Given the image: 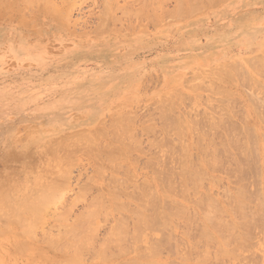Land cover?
Wrapping results in <instances>:
<instances>
[{
  "label": "rangeland",
  "instance_id": "rangeland-1",
  "mask_svg": "<svg viewBox=\"0 0 264 264\" xmlns=\"http://www.w3.org/2000/svg\"><path fill=\"white\" fill-rule=\"evenodd\" d=\"M9 1L0 0V172L1 173L3 172L2 174L0 173V181H3V177L6 175L10 174L11 176L13 174V173L12 174L9 173V171H11L15 173L11 176L13 181H17L21 185H24L23 183H25L26 186L25 185L22 186L23 188L31 186L33 182L30 183L31 178L29 177V174L33 173L32 175L31 174L30 175L32 176L34 180V177L38 175V173L40 172L39 170L42 171V169H47L44 165L41 166V164L43 162L46 163L48 161V159H45V158L46 157L48 158L51 145L53 143H55V146H57L56 143L60 145L62 144L61 143L62 139H64L68 135L69 136L72 135V138L69 137L68 140H65V139L63 140L64 145L73 144L72 149H70L71 145L69 147L68 146L64 147L62 146L63 145L62 144L60 147H58L60 152L58 151L59 154L58 155L56 154L57 156L55 155L54 156L57 157L56 159L60 158L59 159L60 161L57 160L59 162V167L51 168V170L53 171L59 170V172L63 174L64 170L66 169L65 165L68 164L70 166L68 167L70 168L69 170L68 168L65 170V172L68 170V172H66L68 174L65 173L64 174L65 176H63L64 181L68 178L67 179L68 183L65 181V184H67L65 188L66 191L63 192V194L61 192L62 194L61 196H63L62 198L63 200L58 201V204L59 202L61 203L63 202V203L62 204L60 203L59 204L60 206H59L57 205V202H56V204L54 203L56 206H54L53 204L49 206L50 209L47 210V213H49L50 215L49 214L47 215L46 212H45L46 216L43 214L44 216H42L43 217L42 223L38 226L39 228L37 227V230H36L37 232L36 235H38L37 237H39L40 239L37 238L38 240H35V241L28 240L29 242H32L36 248L40 249L41 253H42V250L46 251L45 249L46 246H44L45 241L43 240L44 242H42L41 237L46 236V235L51 236V237H56V234L60 235L62 229L64 230L65 227L70 225L74 221L76 215H77L76 216L77 218L78 214L81 215L82 212L84 213L86 209L89 207V204L91 203L90 201H92L93 198L97 197L96 195L98 193L102 192V189L98 186V184H101L103 181H106V182L108 181V175L110 177V173H108L109 171L107 170H105L107 172L104 171L105 173H103L102 179L98 180L97 175L94 173L96 162H94L95 161L94 158H91V157H94L93 152L91 154L90 152L91 150L87 149L88 147L87 145L89 144H87L86 142L85 143L86 146H85L84 142L86 141V139L85 141H83V139H84V133L87 132L86 134L88 136V139L91 140V143L92 142L96 143L97 141L98 145L99 143H101V145L103 144L102 147H104V145L106 144H110L112 141L110 139L111 137L107 135V129H106L107 127L103 125L111 124V119L114 118L115 115L116 117L114 119L121 116L122 117L121 119L123 121L121 120L120 123L121 124L123 123L124 125L128 127L130 126L132 128V130L134 131L133 138L134 136H136L135 138L139 140V142L136 141V143L138 142L141 145L137 148H140L139 149L140 151L143 150L145 152V153L142 152L143 153L142 154V153H138L139 151L135 149L133 150V148H130L132 150L130 149L125 150L123 147L124 150L121 149L123 156L121 155V158H120V160L122 159L123 163L116 161L117 163H119L118 165L120 166V169H121L119 170L120 172H122L123 169H125L127 171V175L129 173L130 177L132 178L137 177L135 179L137 180L136 183L139 181H141L140 183H143L142 182L143 180H146V182H149L155 178V172L157 171V168H156L157 166L155 167L156 170L155 171L153 170H154V166L157 164H153L154 165L153 167L150 166L151 168H153L152 170L151 168L148 167L147 161L149 160V157L152 156L151 150L152 151L156 150L155 153L159 152V155L162 154V156L164 153L160 151L162 149L160 147H157V148H160L159 151H157L156 146L153 147L152 149L151 148L152 145H150L151 150L147 149V146L149 145V143L153 142L154 140L155 141L153 143H155L157 140L159 141V138H160V141H164L166 136L167 138H169L170 136L171 137L170 140L171 139L174 140V147L172 145L173 143L172 140L171 142L168 139L166 140L169 141V142L167 141L168 144L171 145L173 148L179 147L178 149H180L182 143H184L185 145H183L184 147L183 146L182 147L186 149L188 154H190L191 159L193 156L194 162L197 161V159L195 161L196 156L194 155H196V153L198 155L199 151L198 149H196V146H195V143H193V140L195 141H197L198 139L205 140V138L206 140H208L209 137L210 139L211 138L216 139L215 133H217L218 131L219 133L221 132V129L218 130V128L220 127L219 122H222L221 119H223L224 117H225L224 121L229 120L228 121L229 123H227L228 125H226L223 122L221 126L229 128V129L232 128L231 129L232 133L235 130V128L233 127L234 124H235L234 126L238 127L237 131H239L240 133V131L242 130L241 127H243L244 129L245 124L248 123L250 125L251 123L252 126L251 125L248 126L247 124V128L251 127L252 130L251 131L248 130L250 133L243 132L242 130L241 134L244 136L242 138L243 139L248 138V141L250 138L252 140H258V139L262 141L264 140V125H263L264 123H262L264 121V110H263L264 109V95H263L264 90L262 91L260 87L258 88L259 85L262 86L261 88H264V73H263L264 71H262L263 70L262 66L264 68V64H263L264 63V56H263L264 51L262 50L260 52L262 54H260L259 52L257 54L254 53L258 50L259 45L264 43V24L257 26V27L254 25L255 20L259 18L256 12H249L244 16V18L238 17L237 19L233 20L232 23H230V25H228L229 17H228V14L226 13L227 11L226 7L228 6V2L232 0H221V1L213 0L214 3L212 2V0H195L196 2L194 0L193 1L191 0L192 5H195L194 7L196 9L193 12L185 10L189 8L188 5H190L191 3L190 0H181V2L180 0H178V3L176 0H163V1L156 0L157 8H154L155 5L153 3L151 4L152 6L151 7L149 3H147L148 0H145V2L147 3V7H145L146 5H144L143 7V3L141 2L142 0H124V1L123 0H51V4L49 5L50 7L48 6L49 8L45 7L43 9L42 8L39 9L36 6H33V7L31 6L27 9L24 8V10H22L21 7L18 8V5L16 4V3L20 4L18 1L21 2V0H14V2L13 0H9ZM202 1L204 5L202 4ZM250 1L251 0H238V2L233 4L232 6L236 8V7H239L242 3H244L245 5H248L250 4ZM52 2L54 3V5ZM161 2L162 4L160 5ZM164 3L166 5H164ZM102 4L103 5L106 4V6L108 4L107 11L105 10L106 6H103ZM178 4H179L178 8L180 7V11H182V13L187 11L186 15L182 14L181 12H179L178 14V11H176ZM161 6H164L163 9L161 8ZM137 7H140V8H137ZM141 8L143 9V11L141 10ZM147 9H148V12H144V10L147 11ZM38 10L41 12V14L40 12H38ZM42 10H44V12ZM140 10L145 13L144 14L145 16ZM165 10H167L166 16H165L166 14ZM105 11L108 14V15L106 14L107 18H106V15L105 17L102 16V14L105 13ZM139 11L141 12L142 16H144L143 18L141 17L139 18V15H141ZM175 11L177 12L176 14L178 15L174 14ZM128 12L131 14H128ZM191 12L192 14L193 13H197V14L192 15ZM147 13H149L147 16L148 18L149 16L150 17L153 16L152 20L146 18ZM189 13H190V16H189ZM59 15H61V17ZM105 18L107 20L106 22L109 21L110 23L109 22L103 23V20ZM145 18L148 21H150V23L153 22L154 24L153 23L149 24V22L145 20ZM213 41H216L219 45V47H217V52H218L217 54L221 53V55L218 56L220 60H215L213 58L208 57L205 59L206 63L204 67L202 66L201 68H199L197 71H194V72H191V69H187V70L185 69L181 71L180 73L178 72L179 74H183L181 77H178L177 76L178 73H176L177 72L176 68H181L185 66V63L187 61H188L187 64L189 66H192L194 63L189 64V62H192L193 60H197L199 58H204L208 54H211L208 46H209V42H213ZM245 49L251 50L250 52H247V53H251L250 58H252L253 56V59L248 58L247 60H245V58L247 57H243L240 60L225 61L224 62L225 64L222 62V60L227 56V54H228V57L246 55ZM224 55L226 56L224 57ZM249 60L252 62H250ZM244 61L246 63H244ZM261 63L263 65H261ZM230 64H233V65H230ZM250 65H252L254 68H251L252 66ZM260 67L262 70H260ZM196 68L197 67H194V69ZM253 69H255V71ZM239 71H241L243 74L241 72L239 73ZM259 71L261 72V74L259 73ZM237 72L240 74V76L243 75V77L240 78L239 75L236 77ZM205 73L207 74L204 75ZM220 75L221 77H218ZM194 76H199V77L196 78ZM228 76L232 77V79L229 78ZM247 77H248V81H247ZM198 78L201 80H198ZM243 78H246V79L244 80ZM193 80H194V83H191L193 82ZM223 80H224V83H222ZM231 80H233V82ZM197 81L200 83V85H198L197 87H194L193 84H195ZM201 82L205 84H201ZM186 84L188 85L186 86ZM207 84L208 85L210 84V86H208ZM215 84H217V87L220 88V90L226 89V91L229 94V97L228 95L226 96V94H219V92H217L218 91L217 89L212 91L213 90L212 88H215L214 86ZM189 85L190 87L191 86L192 87L189 88L188 87ZM222 85H223V88H221ZM226 85L230 87L228 88ZM193 88H197L198 90L193 89ZM208 89H209V92L207 91ZM222 92L223 91H221V93ZM178 94L182 95L181 96L182 99L179 98L180 95ZM194 95H197V98L199 99H197L196 96ZM170 96H171V99H169ZM221 96H224L223 102H225L226 98H227L226 100H229L231 98L230 99L231 101L229 100L228 101L229 103L227 101L223 103L221 100L223 99V97ZM183 98L186 101V103L185 101H183ZM248 98L250 99L251 102L247 100ZM179 99H181V101ZM187 99L189 102L187 101ZM218 99L221 101H219ZM165 102L167 103V105ZM182 102L184 106L182 105ZM219 102H220L219 104L220 109L223 108L226 111L225 114L228 117L224 116L225 114L223 115L222 113H220V111L216 112L217 108H219L218 107ZM156 103H157V107L156 109H154ZM159 103L161 104L162 107L163 105L165 106L168 117L172 116L173 118L171 117L167 119L168 117L165 116V113L164 115H162L164 116L165 120L162 117L161 118L157 117L159 116L158 114L160 111L158 109ZM227 103L229 105L234 104V106H232L233 108L230 107L231 105L228 106ZM251 103H253V105ZM256 103H258L259 105ZM188 104H189V107L187 108ZM205 104L208 105V109L207 107L204 106ZM151 105H153L154 107ZM168 106L170 107L171 110H169ZM225 106L227 108L229 107V109L232 108L230 109V112L232 110L231 116L233 117V119L231 116L228 115V112H227L228 110H226ZM150 108L153 110V113L152 111L150 112ZM155 110H157L158 113ZM164 110L160 112L163 113ZM256 110L259 111V113L256 112ZM170 111H172V113ZM194 111H196V113ZM197 112L200 114L202 113V115L198 114L200 115L198 116ZM205 113H208V114L205 115ZM123 114L126 117L135 115L134 116L135 121L132 120L133 116L128 117V120L125 121L124 119L126 117H124ZM217 114H220V115L222 114L224 117L221 118L220 115L216 116ZM232 114H234L235 116ZM188 115L192 116L193 119L190 116H189L190 118H188ZM208 116L210 117L212 116L210 118L211 121L213 120L212 122L209 120V118H207ZM174 117L179 122L177 123L178 128H176L175 124L174 126L172 125L173 123L177 122ZM94 118L95 120H93ZM180 118H182L181 121H180ZM114 119L112 120L113 122H114ZM136 119H138L139 121ZM172 119L175 120V122ZM183 119L186 120L187 122L186 121H185L186 123L183 122ZM214 119L215 121L217 119L218 120L217 122L219 123V125H217L218 126L216 130L217 132L214 133L212 132L213 130L211 131L210 129H208V132H207V127H208L207 124L209 123L211 124L210 126L214 127V124H213L215 122ZM190 120L191 121L193 120L194 123L195 121H197L199 125L198 124H195V125H198L201 127V128L198 127L199 131L201 129L200 135L203 134L205 137L207 134L209 135V130H210V134L212 136L214 134V136L211 137L207 135L208 137H205V138L203 136H200L199 131L197 127H195L194 124L192 128L191 126L192 122H190ZM100 121L101 123L102 122L103 123L100 124L99 123ZM164 121L167 123V125L165 124L167 127L164 126V123H165ZM245 121L246 123H244ZM83 122H86V123L84 124ZM113 122L111 126L113 125ZM168 122H171V123L168 124ZM182 122L183 124H181ZM242 122L244 123V125H242L243 124ZM162 124H163V129L165 130V135H164V130H162ZM179 124H180V127H179ZM96 125H97V128L101 127L103 128L104 131H102V129L100 128H99L100 130L99 131L95 127ZM168 125L169 126L172 125V126L168 128ZM181 125H183L182 128H181ZM146 126H149V128L147 127L148 130H150V127H152L151 130L154 129L153 130L154 133L150 134L151 130L149 133L146 132L147 131V130L145 131ZM260 126L262 129L260 128ZM202 127L203 128L205 127V131L207 134H205V131ZM239 127H240V130H239ZM112 128H116V127L112 126ZM112 128L109 126L108 132L110 129L113 131L114 130L116 131V129H112ZM165 128H168V129H165ZM193 129L195 130L197 129V130L196 131L194 130L193 132ZM60 130L62 131L60 132ZM66 130H68L69 132H67ZM81 130H84V132H82L83 136L76 132V131L80 132ZM54 131L56 133H59V135H57ZM234 132L235 133L233 134L230 133V137L237 133L236 131ZM177 133H178V136L180 134V137H183V138H180V137L178 138L180 141H182V143L180 142V144L178 143L179 142L178 139H174V136H177ZM243 133L247 135V138H246V135H244ZM47 134L52 139L46 136ZM187 134H189L192 138H190V136ZM221 134L223 135V131L221 132ZM248 134H250L249 137H248ZM251 134L252 136L255 135V137L257 138L254 139L250 137ZM53 135L54 137H52ZM75 136L78 137V140L82 138L83 144L82 143L77 144L78 148H79V145H81L80 147L81 150L79 149L80 151H78L77 148L75 149L76 138H77ZM187 136H189V138ZM236 136L235 138H238L239 134H236ZM104 137H106L107 139L106 138L104 139ZM67 138L68 137H66V139ZM30 139H31V143L30 145L29 144L28 145L31 146L32 144H34L32 145V147L29 148L31 149L30 151L31 154L27 157L24 156V158H20L17 162L13 164V167L9 169L8 166L6 165L10 162L9 158H10L11 153L16 152V151H17L16 153H18L19 152L18 150L21 148L25 150L28 146L27 142L29 143ZM182 139H184V141ZM32 140L33 142L35 141V143H32ZM79 141L82 142L81 140ZM36 142L39 144L42 143L44 147L39 149L41 146L38 147L39 144H37ZM24 143L26 144V146L24 145ZM191 143L194 145V147L192 146ZM118 147L122 148L120 144L117 146V148ZM65 148L67 150L69 148V151H67ZM73 148H74L75 153L71 154L70 150L72 151ZM97 148L99 149L101 148V146ZM166 148L167 147H165L164 150H166ZM130 151L132 153L131 155H128V152L130 153ZM54 152L57 153L56 150ZM54 152L53 154H55ZM82 152L84 154H82ZM149 152L151 155L149 154ZM66 153H67V156L68 154L72 155V156H69L72 159L68 158L66 156ZM148 155L150 156L148 157ZM129 156H131L130 157L131 159L129 158ZM162 156L160 158H162ZM36 158L38 160H36ZM65 158L66 159L68 158V159L66 160ZM134 159H136L137 161ZM61 160H62V164L64 163L63 164L64 166L60 164ZM72 160L73 161L76 160L75 161L76 165H74V162H72ZM70 163L72 165H70ZM173 164L174 166L172 165L173 167H170V168L173 171L177 170L178 172L179 171L178 164L175 162ZM159 165L161 166V164ZM144 166L145 168H143ZM31 167L32 169H30ZM147 167L149 169H147ZM61 168L63 169L60 170ZM207 168L208 167H206L205 165H203L202 167V172H204L203 175L204 174L205 175L203 177L201 176V179H200V180H204V182L203 181H200V182L203 183L202 184L203 186L198 183L194 185V187L197 188L198 192L202 193L201 196L209 192L211 197H215L214 199L217 198L218 200H220L219 202H222V204H225L226 206L228 194L230 195L233 192H235L236 186L235 184L230 183L233 180H229V178H225V176L222 177L223 174L220 173L222 171L221 170L222 168L220 169L221 171L219 169L217 170L218 172L220 171L219 173L212 172L211 169H207ZM206 170L208 172H206ZM23 171L24 172L26 171L28 174L26 172L24 173ZM33 171H37V172H33ZM120 172H119L120 177L118 178L121 179L124 175H126V172L123 171L122 173L123 174L125 173V174L122 176L120 175ZM150 172H152V174ZM18 174H22V175H18ZM66 175H67V178L65 179ZM17 177L25 178L28 184L26 180L17 179ZM88 177H91V180H94L96 182L94 184L96 186L93 188L91 187V189H89L86 192L88 194L86 193L83 194L85 195V197L83 196L85 199L79 198L78 200L77 196L81 195V192H80L81 188L87 183L88 180H90L88 179ZM249 177L251 178V180H253V177L251 174ZM250 178H248V180ZM226 179L228 180L226 181ZM218 180H220L219 186L216 185L217 183H219ZM106 182H103L104 183L103 194L106 192V189H105L107 187ZM231 185L233 186L231 187ZM62 186L63 188L65 187L63 183L61 185V189H62ZM97 186L99 188H96ZM192 186L193 185H189L188 188H193ZM227 186H229L228 187L229 189L227 188ZM129 188H130L129 191L132 190L131 187ZM223 190L228 191V192L227 191L225 192L226 195L223 194L222 192ZM189 196L191 197V199ZM189 196H188L189 197L188 201L191 200L190 201L191 203L188 202L189 203L188 204L187 199L186 200L182 199L181 202L184 200L183 201L184 203L182 202V205H184L185 207L189 206L188 208L187 207L186 208L189 209V213H191L190 216H194L192 214V212L194 211L193 213L196 215L195 210H193L194 204L192 203V198L194 195L192 191L190 190H189ZM66 205L70 206L69 207L70 210L66 208L67 207ZM63 208L64 210L65 208L67 209L64 212L67 213L66 217L68 216L69 218L68 217L66 218L65 214H62V216L64 215L63 217L67 221L61 216V213H63L62 211ZM54 210L56 211L55 213L53 212ZM51 214L53 215L51 216ZM55 214L57 216H55ZM54 216H55V219H59V220L58 221L54 220L53 219ZM115 216L113 217L112 215L105 216L103 214L101 216L99 215L98 218H96L98 219V220H95V229H97L95 232L96 238L94 237L95 243H93L94 247L92 248H95L98 241L102 240L101 238L104 237V235L107 233L106 231L109 230L113 222L112 218H114ZM102 220H105V221H102ZM58 223L60 224V226H58L59 225ZM179 224L180 223H178L177 224L178 226L176 227H179L180 229H177L175 227V232H174L175 238L174 239L176 238L180 239L181 237H183L182 231H181L183 229L181 227L183 224L182 223L180 225ZM57 226H58V229H57ZM55 231L57 233H55ZM179 231H180V234H179ZM50 232H51V235H49ZM42 233H44L43 236H41ZM11 234L12 233L9 232L3 235L5 238L0 237V264H12L13 262H14L13 264H25L27 260L25 258V255H23L24 256L23 257L22 255L20 256L18 254L16 255V253L15 254L12 253V250H13L12 247L15 241L12 239L13 235ZM176 240L172 241L170 249L167 246L168 251L167 249L165 250L162 249L159 252V254L155 255L156 257L151 256V258L149 257L141 258V260L139 259V262L142 264H145V263L146 264H150V263L151 264H155V263L156 264H165V263L167 264L166 261L171 260L170 261L171 263H174V261H177V263L178 262L180 263L181 259L179 258H181L182 256H179L178 254L172 255L173 253H177L172 250L174 248L173 242ZM12 241H14L13 244H12ZM252 242L253 241H251V243ZM10 244H12L11 247H10ZM139 245H140L139 246L140 249L138 248L139 251L146 248L142 244H139ZM255 248L256 246L252 248L251 250L255 251L256 250ZM91 251L88 253H84L88 257L84 256V254L81 256V259L82 257L84 258L83 260H81V263L79 264H94V261H93L94 256L91 254ZM143 251H142L143 254L146 253V251L144 252ZM165 251L166 253H164ZM171 251L173 253H171ZM47 252H44L45 255L50 256V251L47 250ZM111 252L110 253L113 254L112 255L113 258L112 256L111 257L108 256L109 259L111 260L110 261H108L109 259L106 260L108 262L105 261L104 264H117L118 262H120V260L118 261L115 260V257H117V254L114 251H111ZM41 253L37 254V256H40V257L38 259L36 258L35 259L36 261L35 260L31 261L32 264H35V263L45 264L47 263L46 261L47 260L49 261V258L54 255V253L52 252L51 256L48 258L47 256L43 255V253L41 255ZM168 253L171 255H169ZM89 254H91L92 256V258L90 257L91 260L89 259ZM176 255H178V258ZM191 256L193 257V254ZM41 257H45L43 258L45 263H42L44 262L43 260L39 263L37 262L39 259L40 260L42 259ZM46 257L48 258L47 260H46ZM54 258L56 260L59 259L57 261L58 262L60 261L59 264H61L62 259L59 256L57 258L54 255ZM252 258L256 260L255 257H252ZM190 260L188 261L189 264H193L195 262V261H190ZM231 262L232 261H230L229 259H225V261L222 262V264H237L236 262L234 263L233 262L231 263ZM28 263L29 262L27 261V264ZM238 264H241V263H238Z\"/></svg>",
  "mask_w": 264,
  "mask_h": 264
},
{
  "label": "bare ground",
  "instance_id": "bare-ground-1",
  "mask_svg": "<svg viewBox=\"0 0 264 264\" xmlns=\"http://www.w3.org/2000/svg\"><path fill=\"white\" fill-rule=\"evenodd\" d=\"M7 1H9V0H7ZM176 1L178 3V0H176ZM192 1L190 0L191 3H190V5H188L189 8H187L185 10L192 11V12L194 10H196L195 7H194L195 5H192ZM9 2H11V1H9ZM13 2H14V0H13ZM18 2L20 4H18V3H16V4L18 5V8L21 7L22 10H24V8L27 9V8H29L31 6L32 7L36 6L39 9H41V8L43 9L45 7L49 8L50 7L49 5L51 4V0H21V2L20 1H18ZM141 2L143 3V7H144V5H146L145 7H147V3H149L150 6L153 3L155 5L154 8H157L156 7V4H157L156 0H153V1L151 0V2H150V0H148L147 3L145 2V0H142ZM144 2H145V4H144ZM180 2H181V0H180ZM212 2H213V0H212ZM198 3H199V1H198ZM108 4H107V6H106V4L105 5L102 4L103 6H106V9H105L106 11L108 10L107 9L108 8ZM161 4H162V2L160 3V5ZM179 4L177 5V8H178ZM202 4H203V1H202ZM53 5H54V3H53ZM164 5H166V4L164 3ZM163 7L164 6H161L162 9H163ZM137 8H140V7H137ZM137 8H136V10H137ZM142 8H141V10L143 11ZM177 8H176V11H178V14H179V12L182 13V11H180V7L178 8V10H177ZM148 9H147V11H145L146 10V8H145L144 12H148ZM162 9H161V11H162ZM36 11H35V13H36ZM42 11L44 12V10H42ZM106 11H105V13H103L104 15L102 14V16L105 17V15L107 14ZM166 11L167 10H165V13H166ZM176 11H175L174 14L177 13ZM38 12H40V11L38 10ZM141 12H140V14H141ZM144 12H142L143 15L145 14ZM186 12H183L182 14L186 15L187 14ZM192 12H191V14H192ZM40 14H41V12H40ZM128 14H131V13L128 12ZM148 14L149 13L146 14V18L152 20L153 16H151V17L149 16V18H148L147 17ZM178 14H176V15H178ZM193 14H197V13H193ZM107 15H106V18H107ZM154 15H155V13H154ZM166 15H167V13L165 14V16ZM170 15H171V13H170ZM59 16L61 17V15H59ZM144 16H142V14H141V15H139V18L140 17L143 18ZM189 16H190V13H189ZM106 18L104 19L105 21L103 20V23L104 22L105 23L109 22V21L106 22L107 21ZM146 18H145V20H147ZM167 19H168V17H167ZM142 20H144V19H142ZM148 22H149V24L153 23V22L150 23V21H148ZM107 25H109V24H107ZM217 47H219V45H218V43L216 41L209 42L208 48H209L211 54H208L204 58H199L197 60H193L192 62H189V64L194 63L193 64L194 66L193 65L189 66L187 64V62H188L187 61L185 63V66H183L181 68H176V71H177L176 73H178V72L180 73L181 71H183L185 69L186 70L187 69H191V72L197 71L202 66L203 67L205 66V63H206L205 59L208 58V57L213 58L215 60H220V58H218V56H220L221 53L217 54L218 53L217 52ZM262 50L264 51V43L259 45L258 50L256 52H254V53H256V54L258 52L260 53ZM250 51H251L250 49H245L246 55H239V56H234V57H231V56L228 57V54H227V56L224 55V57L225 56L226 57L222 60V62L224 63L225 61H228V60H231V61L232 60H240L243 57H247V58H245V60H247L248 58H250V55H251V53H247V52H250ZM260 54H262V53H260ZM263 56H264V53H263ZM250 59H253V56ZM250 62H252V61H250ZM244 63H246V62L244 61ZM263 64L261 63V65H263ZM230 65H233V64H230ZM227 66H229V65H227ZM250 66H252V65H250ZM250 66H249V68H250ZM194 67H197V68L194 69ZM257 67H258V65H257ZM238 68H239V66H238ZM251 68H254V67L252 66ZM262 69L260 67V70L264 71L263 66H262ZM240 70H242V69H240ZM253 70L255 71V69H253ZM219 72H221V71H219ZM240 72L241 71H239V73ZM179 73L177 74V76L181 77L183 74H179ZM239 73L237 72L236 77L238 75H239L240 78L243 77V75L240 76ZM259 73L261 74L260 71H259ZM206 74L207 73H205L204 75H206ZM221 75L218 76V77H221ZM194 77L197 78L199 76H194ZM223 77H224V75H223ZM229 78L232 79V77H229ZM191 79H193V78H191ZM210 79H212V78H210ZM243 79L245 80L246 78H243ZM187 80H185V81H187ZM198 80H201V79L198 78ZM231 81L233 82V80H231ZM247 81H248V77H247ZM203 82H201V84H205ZM189 83H190V81H189ZM191 83H194V80ZM222 83H224V80L222 81ZM254 83H255V81H254ZM187 85L188 84H186V86ZM193 85H194V87H197L198 85H200V83L197 81ZM208 86H210V84ZM214 86H215V88H212L213 89V90L211 89L212 91L217 89L218 90L217 92H219V94H226V96L228 95V97H229V94L226 91V89L220 90V88L217 87V84H215ZM188 87L191 88L190 85ZM259 87H260V89H262V91L264 90V88H261L262 87L261 85H259L258 88ZM221 88H223V85H222ZM193 89H197V88H193ZM198 89H199V87H198ZM211 90H210V92H211ZM204 91H205V89H204ZM207 91L209 92V89ZM221 91H223L224 93L223 92L221 93ZM178 95H180V94H178ZM181 96L182 95H180L179 98L182 99ZM194 96H196V98H197V95H194ZM221 97H223V99H221L222 102H223L224 96H221ZM249 98L247 100L250 101ZM169 99H171V96H170ZM181 99H179V100L181 101ZM197 99H199V98H197ZM226 99H225V102L226 101L228 102L231 98L229 100H226ZM221 100H219V101H221ZM183 101H185L184 98H183ZM187 101H188V99H187ZM157 102H159V101H157ZM225 102H223V103H225ZM185 103H186V101H185ZM219 104H220V102L218 103V107H219ZM251 104L253 105V103H251ZM256 104H258V103H256ZM153 105H151V106H153ZM166 105H167V103H166ZM182 105H183V102H182ZM206 105L207 104H205L204 106L207 107V109H208V105L207 106ZM230 105L228 104V106H230ZM159 106H161L160 103H159ZM159 106H158V109L160 111H162L164 109L165 110L163 111V113L159 111V114H158L159 116H157V117L158 118L162 117L164 119V116H162V115H164V113H165V116L168 117V114L166 113L165 106L164 105H163V107L162 106L159 107ZM170 106H172V105H170ZM232 106H234V104L231 105L230 107H232ZM156 107H157V103L155 104V108L154 109H156ZM188 107H189V104H188L187 108ZM260 107H261V105H260ZM160 108L161 109L164 108V109L161 110ZM225 108H226V110H228L227 111L228 115L231 116L232 110L230 112V109H232L233 107L229 109V107L227 108L225 106ZM219 109H220V107L217 108L216 112L220 111V113H222L223 115L226 113V111L223 108H221L222 110L221 109L219 110ZM157 110H155V111L158 113ZM169 110H171L170 107H169ZM151 111L153 113V110L150 108V112ZM170 112L172 113V111H170ZM194 112L196 113V111H194ZM256 112L259 113V111H257V110H256ZM117 113H119V112H117ZM198 114H200V113L197 112V115ZM206 114H208V113H205V115ZM234 114H232V115H234ZM200 115H202V113ZM200 115H198V116H200ZM218 115H220V114H217L216 116H218ZM221 115H220L221 118H223L224 116H227L226 114L224 116L223 115L221 116ZM119 116H120V114H119ZM123 116H124V114H123ZM131 116H133V115H131ZM131 116H127V117L124 116L127 119L126 118L124 119V117H123V119L125 121H127L128 117H131ZM134 116L132 117L133 121H135L134 120L135 119ZM189 116L190 115H188V118H190V117L192 118V116H190V117ZM115 117H116V115L114 116V118ZM145 117H147V116H145ZM171 117H168L167 119H169ZM211 117L208 116L207 118H209V120H210ZM220 117H218V118H220ZM241 117H242V115H241ZM114 118L111 119V124H112V122H113L112 120ZM121 118L122 117L120 116V117L114 119V122H113L112 126L113 127L115 126L116 128H112L111 124H109V125H105L104 124L103 125V126L107 127L106 128L107 129V135H109L111 137L110 139L113 141V143L111 141L110 144H106V145H104V147H102L103 144L101 145V143H99V145H98L97 141H96V143H93V142L91 143V140L88 139V136L86 134L87 132L84 133L83 141H85V139H86V141L84 142V145L87 142V144H89V145H87L88 146L87 149L91 150L90 151L91 154L93 152V156L94 157H91V158H94V160H95L94 162H96V166L94 168L95 169L94 173L97 175L98 180L102 179L103 173H105L107 171H109L108 173H110V177L108 175V181L107 182L103 181V182L107 183V187L105 186L106 187L105 188L106 192L103 194V190H104V186L103 185H104V183L102 182L103 184L102 183L98 184V186L102 189V192L98 193L99 195L97 194L96 195L97 197L93 198V200L90 201L91 203L89 204V207L86 209V211L84 213L81 211L82 212L81 215L78 214L77 218H76V216H77L76 215L75 219L73 218L74 221L70 225L65 227L64 230L62 229L61 233L58 232V233H60V235L56 234V237H51V236H47V235L43 236L44 233H42L41 236H43V237H41V236L40 237L42 239V242L45 241L44 242L45 243L44 246H46V248H45L46 251L42 250L43 255H45L44 252H47V250H48V251H50V256H51V253L53 252L54 255L57 258L59 256L62 259L61 260V264H79V263H81V260H83V258H84V257H82V259H81V256L84 253H88V252H90L92 250L91 254L95 257V258L93 257L94 264H104L105 261L109 259L108 256L111 257L113 255V254H111L112 253L111 251H114L117 254V257H115V260H117V261L120 260V262H118L117 264H142V263L139 262V259L141 260V258H147V257L151 258V256H155L156 254H159V252L162 249H164V250L167 249V251H168V247L170 249L172 241L177 239L176 241H178L180 243L174 241L173 242L174 248L173 249L171 248L174 252H177V253H173L172 251H171V253H173L172 255L178 254L179 256H182V257L179 258V259H181L180 263L179 262L177 263V261H174V263L176 262L175 264H189L188 261L191 258L193 260L191 259L190 261H195L193 264H205V263L206 264H222V262H224L225 259H229L233 263L236 262L237 264L238 263H241V264H264V142H263L264 140L263 141L259 140V139L258 140H252L250 138L249 141H251V142H249L248 138H247V135L244 134V133L243 134L246 135L247 139H245V138L243 139L242 138V137H244L241 134L242 130H243V132H246V133L247 132L250 133L249 131L252 130L251 127L247 128V124L248 123L245 124L246 125L245 126L244 123H246V121L244 123L242 122L243 123L242 125H244V129H243V127H241L242 130L240 131V133H239V131H237L238 127L234 126L235 124L233 125V127L235 128L234 131H236L237 132L236 134H239V136H240V137L238 136V138H235L236 134L233 135L234 137L233 136L230 137V133H232V131H231L232 128L229 129V128L221 126L223 122L226 125H228L227 123H229L228 122L229 120H225L226 121L225 122L224 121L225 117H224L223 119H221L222 122H219L220 123V125H219V123L217 122L218 118L216 119V121L214 119V121H215L213 123L214 127L210 126L211 124L208 123L207 125L210 128L207 127V132H208V129H210L211 131L213 130L212 132H214V133L217 132L216 131L217 128H218L217 125H219L220 127L218 128V130L221 129V132L223 131V135L221 134V132L219 133V131H218L217 133H215L216 134V136H215L216 139H213V138L210 139V137H209L208 140H206L205 137H208V136L213 137L214 134L212 136L210 134V130H209V135H208L206 133V131H205V127L204 128L202 127L204 129V131H205V134H207L208 136L206 135L204 137L203 134L200 135L201 129L199 131V129H198V127H200V126H198L199 124L197 123V121H195V123H194L193 120L192 121L190 120V122H192L191 123L192 125L190 124L192 126V128H193V124L194 125L198 124V125H195V127H197V129H198L199 135L203 136L205 138V140H202V139H198L197 141L193 140V143H195L196 149H198V151H199L198 155H197L196 151H195L196 155L193 154L194 156H196V158H195V161L197 159L196 162L193 161L194 160L193 156H192V159H191L190 154H188L186 149L183 148L184 147L183 145H185V144L182 143V141H180L178 139L180 137V134H179V136H178V133H177V136L173 135L174 139H178V141H179L178 143L179 144H180V142L182 143L180 149H178L179 147L178 148H173L174 147V140H172V139L171 140L173 142L172 143L173 147L168 144V142H169L168 140H170V138H171L170 136H169V138H167V136L166 137L163 136V137H165L164 141H160V138H159V141L157 140L155 143H153L155 140L153 142H151L152 141V139H151V141H150L151 143L148 142L149 145L147 143V145H148L147 149H150V145H152L151 146L152 149L155 146H156V148L160 147V148L163 149V150L161 149L160 151L163 152L164 154H163V156H162V154L159 155V152L155 153L156 150L152 151L150 149L152 156H150L151 154L149 152L150 155H148V157L149 156L150 157H149V160L147 159L148 161L147 160L146 161H147V165H148L149 168H151L150 166L153 167L154 166L153 164H157V165L154 166V170H153V168H151L153 171H155L156 168H157V171L155 172V178L152 181H149V182H146V180H143L142 181L143 183H140L141 181L136 183L137 180H135V179L137 177L136 178H132V177H130L129 173H128V175H129L128 176L127 175V171L122 168L123 171L126 172V175H124L125 173L123 174L122 173L123 171L122 172L119 171L121 169H120V166L118 165L119 163H117V162H122L123 163L122 159L120 160L121 155H122L121 149L122 150H124V149L125 150H129L130 148H133V150L135 149V150L139 151L138 153H142L144 151L142 149H141L142 151H140L139 150L140 148H137V147L141 146L140 143H138L139 140H137L135 138L136 136H134V138H133L134 131L132 130V128L130 126L128 127V126L124 125L123 123L122 124L120 123V121L122 120ZM197 118H199V117H197ZM197 118H195V119H197ZM148 119H150V118H148ZM181 119L182 118H180V121H181ZM203 119H201V120H203ZM232 119H233V117H232ZM93 120H95V118ZM136 120H138V119H136ZM201 120H200V122H201ZM129 121H131V120H129ZM173 121L175 122V120H173ZM176 121H177V119H176ZM185 121L186 120L183 119V122H185ZM150 122H151V120H150ZM183 122L181 124H183ZM231 122H233V121H231ZM83 123L85 124L86 122H83ZM99 123L102 124L103 122L101 123V121H100ZM169 123H171V122H168V124ZM177 123H179V122L177 121V122L173 123L172 125L174 126V124H175L176 128H178ZM262 123H264V121ZM81 124H80V126H81ZM165 124L167 125L166 122L164 123V126L167 127ZM201 124H202V122H201ZM215 125H216V127H215ZM250 125H251V123H250ZM250 125L248 124V126H250ZM109 126L112 129H116V131L115 130L113 131V130L110 129L109 132H108V127ZM171 126L168 125V128L171 127ZM182 126L183 125H181V128H182ZM95 127L97 128V125ZM147 127L149 128V126H146L145 127V131L147 130L146 132L149 133L150 130L152 129V127H150V130H148ZM179 127H180V124H179ZM77 128H79V127H77ZM99 128L102 129V131H104L103 128H101V127H99ZM99 128H97V129L99 130ZM168 128H165V129H168ZM192 128H191V130H192ZM260 128H261V126H260ZM143 130H144V128H143ZM153 130H151L150 134L154 133ZM162 130H164L163 129V124H162ZM191 130H190V132H191ZM194 130L195 129H193V132H194ZM239 130H240V127H239ZM61 131L62 130H60V132ZM66 131L69 132L68 130H66ZM234 131H233V133H235ZM76 132L83 136L82 132H84V130H81L80 132L79 131H76ZM56 134L59 135V133H56ZM189 134H187V135H189ZM102 135H103V133H102ZM164 135H165V130H164ZM192 135H194V134H192ZM249 135L250 134H248V137H249ZM46 136H48V134ZM189 136H187V137L189 138ZM253 136L251 134L250 137H252L254 139L257 138V137H255V135H253ZM48 137H50V136H48ZM52 137H54V135ZM66 137H68V138L66 139ZM66 137L64 139L68 140L69 137L72 138V135H70V136L68 135ZM75 137H77V136H75ZM106 137H104V139ZM180 138H183V137H180ZM190 138H192V137L190 136ZM64 139H62V142H61L62 144L64 143V141H63ZM166 139H168V140H166ZM193 139H194V137H193ZM60 140H61V138H60ZM79 140L82 141V138L79 139ZM79 140H78V137H77L76 138V144H75L76 147L74 145L75 149L77 148L78 151L81 150L80 149L81 145H79V148H78L77 144L78 143H82L83 144V141L80 142ZM171 140H170V142H171ZM182 140L184 141V139H182ZM190 140H192V139H190ZM41 141H43V140H41ZM136 141H138V142L136 143ZM30 143H31V139H30L29 143L27 142V145L28 144L30 145ZM32 143H35V141L33 142V140H32ZM116 143L118 145L120 144V146H122V148H119V147L117 148L118 145ZM37 144H39V143H37ZM53 144H52L53 146L51 145V147H50L48 158L47 157L45 158V159H48V161L46 163L43 162V161H42L43 163L41 162L42 163L41 166L44 165L47 169H42V171L39 170L40 172L38 173V175H36L34 177V180H33L32 176H31L33 173L32 174L30 173L31 175L29 174V177L32 180L31 181L29 179L30 183L33 182L31 184V186L23 188L22 186H24L25 183L22 182L24 185H21L17 181H13L11 176L13 174H15V173L11 172V171H9V173H11V174L13 173L11 176L7 172L9 175H6V176L2 175V176H4L3 177V181H0V237L3 238L4 237L3 235L6 234V233H9V232L12 233L11 234V235H13L12 239L15 241L14 244H13L14 241H12V244H13L12 253H14V254L16 253V255L18 254L20 256L21 255L22 256L25 255V258L27 259L25 264H27V261L29 262L28 264H32L31 263L32 260L34 261L36 258L38 259L40 257V256H37V254L41 253L40 249L36 248L34 246V244L32 242H29V241H35V240L40 239L39 237H37L38 235H36V233H37L36 230H37V227L42 223V219H43L42 216H44L45 212L47 213V210L50 209V207H49L50 205L53 204L54 206H56L55 205L56 202H57V205H59L61 203V202H59V204H58V201H60V200L62 201L63 200L62 199L63 196H61V195L63 194V192L66 191L65 188H66L67 184H65V181L67 182L68 178H67V175H66L65 179L66 178L67 179L64 181V177L63 176H65L64 174L66 172H68V170L70 169L68 167H70V166L68 164L65 165V168L66 169L68 168V170L65 172V170H66L65 169L63 174L61 172H59V170H55V171L51 170V168H53V167H59V162L58 161H60L59 160L60 158L56 159L57 157H55V156H57L59 154L58 151L60 152V150H59L58 147H60L62 145V144L59 145L58 143H56L57 146H55V143H53ZM137 144H138V146H137ZM24 145L26 146L25 143H24ZM32 145H34V144H32ZM32 145L29 146V147L27 146V148L25 150H23L22 148L19 149L18 153H16L17 151L11 153L10 158H9L10 162L6 166H8V168L11 169L13 167V164L15 162H17L20 158H24V156H26V157L29 156L31 154L30 153L31 149H29V148L32 147ZM70 145L71 144H69V145L68 144L67 145L63 144L62 146H64V147L68 146L69 147ZM72 145H71L70 149H72ZM85 146H83V147H85ZM99 146H101V148H99L100 150L97 148ZM192 146L194 147L193 144H192ZM38 147H40L39 149H41L44 146H43L42 143H40L38 145ZM123 147H124V149H123ZM165 147H167L166 150H164ZM160 148H157V151H159ZM55 150L57 151V153L54 152ZM130 150H132V149H130ZM67 151H69V148H68ZM53 152L55 154H53ZM70 152H71V154L75 153L74 148H73L72 151L70 150ZM147 152H148V150H147ZM126 153H127V151H126ZM131 153H132L131 151H130V153L128 152V155H131ZM82 154H84V153L82 152ZM85 154H87V153H85ZM153 154H155V155H153ZM156 154H157V156H156ZM60 156H62V155H60ZM66 156H67V153H66ZM69 156H72V155L68 154L67 157L70 158ZM87 156H89V155H87ZM161 156H162V158H160ZM130 157L131 156H129V158ZM70 159H72V158H70ZM36 160H38V159L36 158ZM134 160H136V159H134ZM75 161L72 160V162H74V165H76ZM174 162L178 164V169H179L178 172H177V170L173 171L170 168V167L174 166V164H173ZM4 164H5V162H4ZM60 164H62V160H61ZM63 164H62V166H64ZM159 164H161V166ZM169 164H170V166H169ZM70 165H72V164L70 163ZM203 165L208 167L207 169H211L212 172H218L217 170L218 169L220 170L222 168L221 169L222 171L221 170H220L221 172L219 171L220 173L223 174L222 177L225 176V178H229V180H233L234 181V182L233 181H231V182L229 181L231 184H235V186H236L235 189L236 190L233 193L230 191L232 193L230 195L227 193L228 197H227L226 206H225V204H222V202H219L220 200H218L217 198H216L217 199L216 200V199H214L215 197H211L209 192L207 194H204L203 196H201L202 193L198 192L197 188L194 187V185H196L198 183L202 185L203 183H201L200 181L204 182V180H200L201 176L203 177L205 175V174L203 175L204 172H202ZM35 167H37V166H35ZM148 167H147V169H149ZM63 168H61L60 170H62ZM143 168H145V166ZM30 169H32V167ZM105 170H107V171H105ZM37 171H33V172H37ZM20 172H21V170H20ZM119 172H120L121 176L124 175L121 179L118 178V177H120L119 176ZM206 172H208V171L206 170ZM150 173L152 174V172H150ZM66 174H68V173H66ZM250 174L252 175L253 180H251V178L249 177ZM18 175H22V174H18ZM94 178H96V177H94ZM205 178H206V176H205ZM248 178H250V179L248 180ZM17 179L26 180L23 177H21V178L17 177ZM88 179H90V180H88L87 183L80 190L81 195L79 194L80 196H77L78 200H79V198L83 199L85 197V195H83V194H85L89 189H91V187L93 188V187L96 186V185H94L96 182L94 180H91V177H88ZM106 179H107V177H106ZM150 179H151V177H150ZM210 179H212V178H210ZM21 180H19V181H21ZM216 180H217V178H216ZM227 180L228 179H226V181ZM219 181L220 180H218V182ZM26 182H27V180H26ZM62 183H63V185H65V187L63 188V186H62V189H61ZM27 184H28V182H27ZM219 184H220V182L217 183L216 185L219 186ZM189 185H193L192 186L193 188H188ZM98 186L96 188H99ZM232 186L233 185H231V187ZM129 187H131L132 190L129 191V189H130ZM211 187H212V185H211ZM228 187L229 186H227V188ZM199 188H200V186H199ZM189 190L192 191V193L194 195L193 198H192V203L194 204L193 210H195V212H196V215L193 213L194 211L192 212V214L194 216H190L191 213H189V209H187L189 206L188 207L186 206L187 207L186 208L184 205H182V202L184 200H186V199H187V203L191 201V200L188 201V199L190 197L189 196ZM226 191L227 190H223L222 191L223 194H225ZM61 192H62V194H61ZM204 193H206V192H204ZM86 194H88V193H86ZM178 197L181 198V199H179ZM182 199H184V200L181 202ZM190 199H191V197H190ZM75 201H76V199H75ZM68 205H66L67 209H69V207H70ZM66 208H65V210L63 208V210H62L63 213H61V216H62V214H65V217H66L67 213L64 212V211L67 210ZM48 212H50V211H48ZM53 212L55 213L56 211L54 210ZM60 212H59V214H60ZM190 212H191V210H190ZM48 214L49 213H47V215ZM53 214H51V216ZM103 214L105 216L106 215H112V217L115 216V215L116 216L114 218H112L113 219V222L111 221L112 225L110 223L111 226H110L109 230L106 229L108 231H106L107 233L105 232L106 234L104 233L105 235L103 234L104 237L101 238L102 240L98 241V243L96 244L95 248H92V247H94L93 243H95L94 242V239L96 238L95 237V232L97 230V229H95V220H98L96 218H98L99 215L101 216ZM55 216H57V215L55 214ZM55 216H54V218L53 217H51V218H53L54 220L58 221L59 219H55ZM63 216H62V218H64ZM224 216H226V217H224ZM102 221H105V220H102ZM178 223H180V224L182 223L184 225V227H183V225L181 226L183 228V229L181 228L182 229L181 230L182 231V236H183V237H181L182 239L180 238L181 240L179 238L174 239L175 238L174 237L175 227L178 226L177 225ZM58 226H60V224ZM58 226H57V229H58ZM98 228H99V226H98ZM176 228L180 229L179 227H176ZM54 230H56V229H54ZM51 232H50L49 235H51ZM55 233H57V232L55 231ZM179 234H180V231H179ZM251 241H253V242L251 243ZM39 242H40V240H39ZM253 243L256 246V248H255L256 250L255 251L251 250L252 248L255 247L253 245ZM12 244H10V247L12 246ZM139 244L144 245L146 248L142 249L141 251H139L138 250V248L140 246ZM143 250L146 251V253L143 254L142 253ZM169 252H170V250H169ZM42 253H41V255H42ZM164 253H166V251ZM47 254H48V252H47ZM91 254H89V259L90 260L92 258ZM192 254H193V257L195 255L194 258L191 256ZM54 255L51 256V257L48 256V255H45L48 258L49 257L51 258V259L49 258V261H48L47 260L48 258L46 257V260H47L46 262L48 264H55V263L59 264L60 261L59 262L57 261L59 259L56 260L54 258ZM169 255H171V254H169ZM178 255H176L177 258H178ZM244 255H246V256H244ZM84 256H86V255L84 254ZM86 257H88V256H86ZM252 257H255L256 260L253 259ZM41 258H42L41 260L39 259L37 261L38 263L41 262L43 260V258H45V257H41ZM112 258H113V256H112ZM55 260H56V262H55ZM110 260L111 259H109L108 261H110ZM108 261H106V262H108ZM170 261H166L167 264H174V263H171ZM172 262H173V260H172ZM42 263H45V261L42 262ZM47 263H45V264H47ZM147 263H148V261H147Z\"/></svg>",
  "mask_w": 264,
  "mask_h": 264
},
{
  "label": "crops",
  "instance_id": "crops-1",
  "mask_svg": "<svg viewBox=\"0 0 264 264\" xmlns=\"http://www.w3.org/2000/svg\"><path fill=\"white\" fill-rule=\"evenodd\" d=\"M237 2L238 0H232L228 2V6L226 7V13L229 17L228 25H230V23H232V21L237 19L238 17L244 18V16L249 12H256L259 16V18L255 20L254 23L256 27L264 24V0H251L250 4L248 5L242 3L239 7L234 8V6L232 5Z\"/></svg>",
  "mask_w": 264,
  "mask_h": 264
}]
</instances>
